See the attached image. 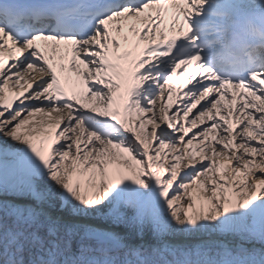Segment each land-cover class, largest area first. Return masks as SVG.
Masks as SVG:
<instances>
[{
	"label": "snow or ice",
	"instance_id": "obj_1",
	"mask_svg": "<svg viewBox=\"0 0 264 264\" xmlns=\"http://www.w3.org/2000/svg\"><path fill=\"white\" fill-rule=\"evenodd\" d=\"M0 264H264V0H0Z\"/></svg>",
	"mask_w": 264,
	"mask_h": 264
}]
</instances>
